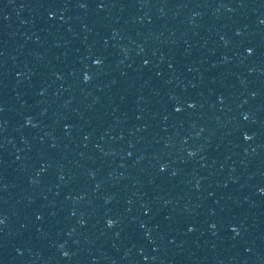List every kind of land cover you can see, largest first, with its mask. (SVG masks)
Returning <instances> with one entry per match:
<instances>
[{"label": "water", "instance_id": "95a60500", "mask_svg": "<svg viewBox=\"0 0 264 264\" xmlns=\"http://www.w3.org/2000/svg\"><path fill=\"white\" fill-rule=\"evenodd\" d=\"M264 218V0H0V264H211Z\"/></svg>", "mask_w": 264, "mask_h": 264}]
</instances>
